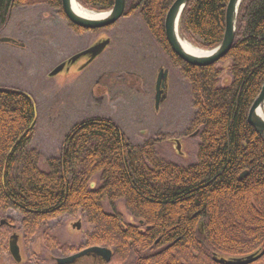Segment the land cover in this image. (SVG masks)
<instances>
[{
  "label": "trees",
  "instance_id": "16d2710c",
  "mask_svg": "<svg viewBox=\"0 0 264 264\" xmlns=\"http://www.w3.org/2000/svg\"><path fill=\"white\" fill-rule=\"evenodd\" d=\"M77 1L96 11L114 3ZM174 1L126 0L123 16H139L188 85L194 109L188 130L198 135L195 161L179 165L164 159L158 140L134 144L112 120L90 117L70 127L43 170L40 151L29 147L32 100L0 88V214L18 210L26 237L57 217L81 214L92 227L87 245L111 249L108 264L131 258V264H220L214 256L263 249L264 138L247 116L264 83V0H242L238 7L234 40L218 62L228 63L225 86L217 64L191 65L171 50L164 19ZM41 4L65 16L61 0H0V31L15 8ZM227 4L189 0L180 34L201 49L215 48L224 36ZM119 201L135 224L125 222ZM44 238L62 254L74 251L59 246L51 233ZM251 264H264V255Z\"/></svg>",
  "mask_w": 264,
  "mask_h": 264
},
{
  "label": "rangeland",
  "instance_id": "374dc122",
  "mask_svg": "<svg viewBox=\"0 0 264 264\" xmlns=\"http://www.w3.org/2000/svg\"><path fill=\"white\" fill-rule=\"evenodd\" d=\"M1 37L16 42L0 41V88L30 96L36 113L29 147L40 151L41 169L46 168V158L59 153L70 127L90 117L112 120L134 144L158 140L164 159L179 165L195 161L198 135L188 130L194 116L188 85L139 16L126 15L106 28L77 31L58 9L42 4L18 7L1 29ZM103 38H109V45L90 63L81 58L49 75L58 64ZM217 68L222 70L220 84L227 85L228 63H219ZM160 69L167 71L166 91L156 108L155 82ZM104 208L109 211L106 204ZM117 208L125 222L134 223L122 202ZM1 220L13 227L0 225V264H55L62 252L46 244V232L56 237L59 246L75 250L87 245L86 237L92 231L81 214L57 217L30 238L21 227L18 210L0 214ZM12 234L19 236L20 262L8 249Z\"/></svg>",
  "mask_w": 264,
  "mask_h": 264
},
{
  "label": "water",
  "instance_id": "95a60500",
  "mask_svg": "<svg viewBox=\"0 0 264 264\" xmlns=\"http://www.w3.org/2000/svg\"><path fill=\"white\" fill-rule=\"evenodd\" d=\"M71 0H61V8L64 13V15L67 17V19L75 26L83 28V29H100L104 27H108L115 22H117L124 13L125 9V2L126 0H114L113 6L104 12H101L104 14L101 18H85L78 16L75 14L70 5ZM242 0H229L226 8V18H225V31L222 41L218 46L211 50H207L208 53L205 55L197 56L194 54H191L182 48L179 39H178V24L180 15L182 13L183 8L185 7L188 0H175L171 6L169 7L165 19H164V28H165V35L167 42L172 49V51L177 54L182 60L185 62L196 65V66H207V65H213L219 60H221L228 51L230 50V47L232 45V42L234 40L235 36V30H236V22H237V12L238 7L240 5ZM0 41L4 42H16L14 39L8 38V37H1ZM110 40L109 38L102 39L95 44L87 47L86 49L74 54L71 56L67 61L62 62L58 64L56 67L53 68V70L49 73V75L53 76L64 69H67L71 64H74L77 60H79L82 56H88V60L86 63L91 62L94 60L98 55H100L104 49L109 45ZM167 71L160 69L156 78L155 82V107L157 108L158 103L162 98L164 97V93L162 90L163 82L166 79ZM25 94L26 96L30 97L28 94L21 92ZM163 93V94H162ZM258 109H261L263 116H264V83L260 89V92L258 96L253 101L249 111L247 120L251 126L255 129V131L264 138V118L258 114ZM35 111V108H34ZM36 113V112H35ZM35 119V117H34ZM34 122V120H33ZM33 122L31 123V126L33 125ZM176 142L175 148L179 149L178 139H174ZM247 172L244 171L240 174V177H243ZM73 227L79 228V224L75 223L73 224ZM9 251L13 258L16 261H20V253L18 245L16 244V241L12 240L10 242ZM94 253L98 256H102L104 258L105 262H108L110 260L111 251L103 248V247H90L87 249H84L80 251L79 253H76L74 255L65 257V258H58L56 262L58 264H70L72 263L76 258L89 254ZM264 254V249L261 252L253 253L248 256H245L243 258H218L213 257V260L220 264H248L251 263L258 258H260L261 255Z\"/></svg>",
  "mask_w": 264,
  "mask_h": 264
},
{
  "label": "bare ground",
  "instance_id": "6f19581e",
  "mask_svg": "<svg viewBox=\"0 0 264 264\" xmlns=\"http://www.w3.org/2000/svg\"><path fill=\"white\" fill-rule=\"evenodd\" d=\"M189 1V0H188ZM229 1V0H228ZM187 4V3H186ZM70 5H71V9H72V11L75 13V14H77L78 16H81V17H85V18H90V19H93V18H101L104 14H102L101 12H98V11H96V10H91V9H88V8H85V7H83L77 0H71L70 1ZM180 20V19H179ZM113 25V24H112ZM111 26V25H110ZM109 27V26H108ZM105 28V27H104ZM164 30H165V28H164ZM178 32H179V24H178ZM166 36V35H165ZM178 39H179V42H180V44H181V46H182V48H184V50L185 51H187V52H189V53H191V54H194V55H197V56H201V55H205V54H207L208 53V51L207 50H205V49H201V48H198V47H196V46H194V45H192L190 42H188L181 34H180V32L178 33ZM167 40V39H166ZM172 50V49H171ZM209 50H211V49H209ZM177 55V54H176ZM178 56V55H177ZM179 57V56H178ZM180 58V57H179ZM181 59V58H180ZM184 61V60H183ZM220 61V60H219ZM218 61V62H219ZM185 62V61H184ZM218 62H216L215 64H219ZM187 63V62H186ZM189 64V63H188ZM192 65V64H191ZM214 65V64H213ZM196 66V65H195ZM208 66V65H207ZM258 114L260 115V116H262L263 118H264V116H263V113H262V111H261V109H258ZM34 117H35V112H34ZM34 120V119H33ZM33 122V121H32ZM32 126H31V124H30V128H31ZM97 247H99V246H97ZM103 248H106V249H108V250H110L111 251V249L110 248H108V247H103ZM263 249H264V247H263ZM262 249V250H263ZM261 250V251H262ZM59 252H61L60 250H58ZM260 251V252H261ZM10 252V251H9ZM111 253H112V251H111ZM11 254V253H10ZM251 254H253V253H251ZM248 255H250V254H248ZM248 255H245V256H248ZM264 255V254H263ZM263 255H261L260 256V258L263 256ZM12 256V255H11ZM100 256V255H99ZM245 256H239V257H229V258H226V259H231V258H243V257H245ZM68 257V256H67ZM101 257V259L104 261V258L102 257V256H100ZM12 258H13V256H12ZM58 258H65V257H56V260L58 259ZM110 258H111V256H110ZM14 259V258H13ZM259 259V258H258ZM257 259V260H258ZM15 260V259H14ZM16 261V260H15ZM110 261V260H109ZM109 261L108 262H105V264H108L109 263ZM256 261V260H255ZM16 262H19V261H16ZM254 262V261H253ZM253 262H251V263H253ZM251 263H248V264H251ZM65 264V263H64ZM71 264V263H70Z\"/></svg>",
  "mask_w": 264,
  "mask_h": 264
},
{
  "label": "flooded vegetation",
  "instance_id": "af4514ba",
  "mask_svg": "<svg viewBox=\"0 0 264 264\" xmlns=\"http://www.w3.org/2000/svg\"><path fill=\"white\" fill-rule=\"evenodd\" d=\"M106 28V27H105ZM101 29V28H100ZM85 30H89V29H85ZM96 30V29H94ZM105 39V38H103ZM102 40V39H101ZM81 58L85 59V62L88 60V56H82ZM80 58V59H81ZM166 78H167V75H166ZM162 90H163V93H165L166 91V79L165 81L163 82V87H162ZM162 93V94H163ZM3 224H8L6 220H1L0 222V225H3ZM10 227L13 225H10L8 224ZM14 240L16 241V244H17V241L19 240V236L17 234H12L10 239H9V244H8V249L10 247V242ZM90 247H95V246H88L86 245L85 247L84 246H80L79 248H76L73 252L69 253V254H61L60 257H67V256H71V255H74L76 253H79L80 251L84 250V249H87V248H90ZM21 260V259H20ZM20 262V261H19ZM100 263H105L100 256H98L97 254H94V253H89V254H86V255H83V256H80L78 258H76L71 264H100ZM55 264H58L56 262V258H55Z\"/></svg>",
  "mask_w": 264,
  "mask_h": 264
}]
</instances>
